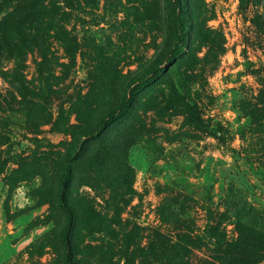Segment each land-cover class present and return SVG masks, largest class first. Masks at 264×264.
<instances>
[{"label":"rangeland","instance_id":"1","mask_svg":"<svg viewBox=\"0 0 264 264\" xmlns=\"http://www.w3.org/2000/svg\"><path fill=\"white\" fill-rule=\"evenodd\" d=\"M79 2L66 23L77 52L53 44L67 67L55 68L57 92L46 117L28 120L18 92L1 74L13 71L14 61L1 58L0 264H64L65 215L57 189L69 164L70 130L82 125L76 102L88 93L103 96L107 105L114 98L120 102L106 91L113 76L129 86L130 95L136 73L158 55L167 58L174 47L178 10L191 27L186 33L195 62L185 54L148 77L134 89V110L105 133L115 139L131 129L127 162L133 180L118 183L119 163L103 173L84 157L70 162L71 201L77 208L90 204L103 223L92 237L78 229L76 253L83 261L103 252L115 264H158L157 251L166 241L189 231L202 234L209 215L228 211L230 240L237 236L240 209L264 219V0H180V9L177 0ZM39 60L35 51L25 62L30 88L40 83ZM175 69L190 75L184 81L188 99L177 89ZM105 110L98 108V118ZM173 196L179 202L168 204ZM172 210L182 216L165 221ZM89 244L98 248L89 250ZM208 255L205 248L194 250L191 264H202Z\"/></svg>","mask_w":264,"mask_h":264},{"label":"trees","instance_id":"2","mask_svg":"<svg viewBox=\"0 0 264 264\" xmlns=\"http://www.w3.org/2000/svg\"><path fill=\"white\" fill-rule=\"evenodd\" d=\"M179 1L177 0V9L182 6ZM79 8V0H0V62L3 56L14 61V70L11 72L3 70L1 74L18 92L22 99L20 106L28 120L34 121L47 116L49 99L57 92L55 82L59 76L55 73V68L67 67L55 53L54 42L59 43L70 55L77 52L78 41L71 36L66 23ZM173 24L177 31L174 47L167 53V58L165 56L161 58L158 55L136 73L138 76L132 80L133 93L130 91L129 95V86H125L122 81H114L115 76H113L106 84V91H110L112 96L119 98L120 102L114 98L107 105L103 96L94 97L89 93L76 102L82 125L70 130L73 139L68 143L66 155L69 164L61 173L57 189V205L65 215V222L60 233L64 246V264H115L106 259L103 252L101 256L92 255L85 261L76 253L78 229L81 227L87 232V237H92L95 230L100 229L103 223L90 204L77 208L71 201L70 185L75 178V169L70 162L84 157L88 165L103 173L112 164L119 163L122 166L118 168V183L126 184L128 180L130 182L133 180V168L127 162V152L131 146L129 141L131 129L125 128L123 134L115 139L108 138L105 133L115 120L129 115L134 110L136 105L134 89L147 84L148 77L155 78L157 74L162 73L167 63L178 64L185 54L188 56L187 61L195 62L196 59L194 61L190 59L192 40L186 33L187 30L191 31V27L187 29L182 11L178 10V13L174 15ZM35 51L40 57L37 61L40 83L36 88H30L25 81L23 71L28 54ZM179 69H181L180 66ZM179 69L174 71L179 79L177 89L188 99L184 81L186 76L189 78L190 75L182 74ZM120 92L124 94L121 95ZM102 105L106 106V110L98 118V108ZM4 109L0 110L5 112ZM177 197L169 198L168 204L179 202ZM181 208L180 212L185 214L182 204ZM228 214L226 211L219 213L218 216L209 215L202 234L189 231L180 233L175 242L166 241L157 251L159 252L157 263L191 264L190 257L193 251L204 248L208 250L209 255L202 264H261L264 262L263 216L252 209H240L236 212L234 219L237 236L230 240L227 228L224 226V222L229 219ZM179 216L182 215L172 210L169 215H163V218L166 221ZM85 246L92 251L98 248L90 244ZM149 251L154 250L149 249ZM153 259L157 260V258ZM128 260L131 262L128 258L126 262Z\"/></svg>","mask_w":264,"mask_h":264}]
</instances>
